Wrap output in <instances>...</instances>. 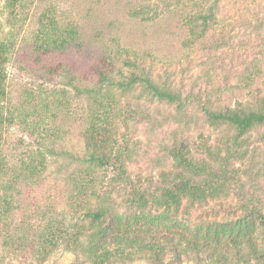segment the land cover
Wrapping results in <instances>:
<instances>
[{
    "label": "trees",
    "instance_id": "trees-1",
    "mask_svg": "<svg viewBox=\"0 0 264 264\" xmlns=\"http://www.w3.org/2000/svg\"><path fill=\"white\" fill-rule=\"evenodd\" d=\"M56 1L5 0L4 11L0 8L8 25L6 36L0 38V125L3 121L16 124L33 144L12 172H7L0 155V187L5 188L0 199V235L10 236V206L19 201L20 189L41 187L54 164L51 179L61 185L62 198L53 195L52 204L37 208L36 215L53 216L62 203L81 230L71 232L61 227L63 222L48 224L52 240H47L50 249L45 255L61 243L72 251L80 247L91 264H111L115 258L125 261L135 255L151 264H169L167 248L174 253L170 264H182L183 257L192 264L228 263V257L238 264L264 261V248L255 236L257 227L264 235V205L249 200L225 207L234 214L239 211L229 221L203 220L189 226L182 220L194 206L220 196L238 177L241 165L234 160L242 157L240 147L251 130H261L264 142V88L232 105L203 104L207 124L221 132L220 144H209L201 133L198 143L174 139L163 148L171 159L169 167L157 175H132L129 165L138 139L131 122H150L152 116L126 95L176 106L184 101L181 88L173 71H158L135 51L118 43L96 45L98 34H88L85 23L63 12ZM162 1L166 8L191 1L195 9L184 18L189 40L199 41L212 31L219 0ZM31 2L36 9L28 14L26 5ZM87 14H92L90 5ZM12 61L17 72L36 85L25 88L18 101L7 106ZM116 94L124 101L119 102ZM80 97L81 105L74 106L72 99ZM74 129L83 143L80 153L68 151L64 144ZM25 220L20 221L18 240H30L35 231L28 229L32 224ZM23 223L28 224L27 234ZM133 243L136 247L128 252Z\"/></svg>",
    "mask_w": 264,
    "mask_h": 264
},
{
    "label": "rangeland",
    "instance_id": "rangeland-1",
    "mask_svg": "<svg viewBox=\"0 0 264 264\" xmlns=\"http://www.w3.org/2000/svg\"><path fill=\"white\" fill-rule=\"evenodd\" d=\"M56 2L63 12L80 18L85 23L88 34H98L95 39L96 45L101 42L118 43L135 51L143 56L146 62L152 61L158 71L164 69L173 71L176 86L181 88L184 101L176 106L145 98L138 99L131 94L126 95V98L133 100V103L138 102L136 105L145 108L152 116L150 122H131V127L137 130L138 139L135 159L129 165L132 175L135 173L157 175L158 170L169 167L171 159L163 148L174 139L198 143V134L201 133L208 137L209 144L217 143L221 132L207 124L202 111L203 104L210 102L214 107L219 104L232 105L235 100L248 99L249 93L256 91L257 88H264V0H219L212 31L199 41L188 39L189 33L184 22V18L195 9L190 4L191 1L186 5L177 3L170 8L164 7L162 0ZM144 3L154 5L146 7L143 6ZM4 4L5 0H0V8L3 11ZM89 5L92 14L86 15V8ZM26 6V10L28 6L30 8L28 14L36 9L32 2ZM0 20L3 22L0 27V38H3L6 36L8 25L3 15H0ZM216 40L224 41L218 44ZM8 70V96L5 101L7 106H11L18 101L25 88L36 85V82L31 83L17 72L13 61L9 64ZM55 84L58 85L59 82L56 81ZM137 92L136 90L135 93ZM116 97L119 102H123L125 98L117 94ZM82 101V97L72 99V103L77 107ZM72 131L74 132L67 136L64 144L68 151L80 153L83 143L75 129ZM260 131L251 130L240 147V150L244 151L243 155L240 159L234 160L235 165H241L238 177L217 198L194 206L190 214L185 216L187 218H182L186 225L193 226L203 220H233L239 211L234 214L232 209L225 207L241 205L249 200L259 206L264 205V142L260 140ZM32 146V138L23 135L16 124L3 121L0 125V155L4 158L7 172L13 171L17 159ZM55 166L53 164L49 167L50 172L46 173L48 177L41 187L35 191L21 188L17 198L19 201L10 206L12 211V218L8 223L10 236L5 237V233L4 237L0 235V264H91L80 247H77V251H72L61 243H58L51 253L45 255V250L50 249L47 240H52L50 232H47L48 224L63 222L64 225L61 227H67L66 229L71 232L80 229L79 226L75 227L77 220L66 212L62 203L57 204V214L53 216L36 215L37 208L43 209L45 205L52 204L53 195L58 199L62 198L61 185L56 183L57 181L53 183L51 179L53 178L51 170ZM5 184L4 182V186ZM4 189L0 187V199ZM23 219L32 224L28 228L30 231L35 230L30 240H18V231L21 230L18 227ZM28 224L23 223L25 234ZM82 230L85 232L86 229ZM255 236L259 245L264 248V235L258 227ZM135 247V243L131 244L127 247L128 252H132ZM173 254L172 249L167 248L165 252L167 263L170 264ZM182 259V264H192L190 258ZM237 262L236 258L228 257V263L221 264H238ZM111 264L151 262L135 255L126 257L125 261L115 258ZM250 264H264V261L251 260Z\"/></svg>",
    "mask_w": 264,
    "mask_h": 264
}]
</instances>
